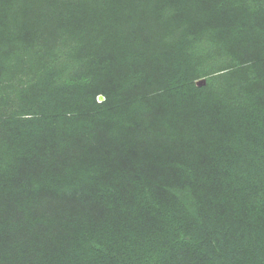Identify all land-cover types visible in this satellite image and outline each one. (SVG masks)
Instances as JSON below:
<instances>
[{
  "label": "trees",
  "instance_id": "trees-1",
  "mask_svg": "<svg viewBox=\"0 0 264 264\" xmlns=\"http://www.w3.org/2000/svg\"><path fill=\"white\" fill-rule=\"evenodd\" d=\"M0 264H264V0H0Z\"/></svg>",
  "mask_w": 264,
  "mask_h": 264
},
{
  "label": "water",
  "instance_id": "water-1",
  "mask_svg": "<svg viewBox=\"0 0 264 264\" xmlns=\"http://www.w3.org/2000/svg\"><path fill=\"white\" fill-rule=\"evenodd\" d=\"M197 83H198V84H203V83H204V79H199V80L197 81ZM98 98H99V99H102L101 96H99Z\"/></svg>",
  "mask_w": 264,
  "mask_h": 264
},
{
  "label": "clouds",
  "instance_id": "clouds-1",
  "mask_svg": "<svg viewBox=\"0 0 264 264\" xmlns=\"http://www.w3.org/2000/svg\"><path fill=\"white\" fill-rule=\"evenodd\" d=\"M102 97V96H101Z\"/></svg>",
  "mask_w": 264,
  "mask_h": 264
}]
</instances>
